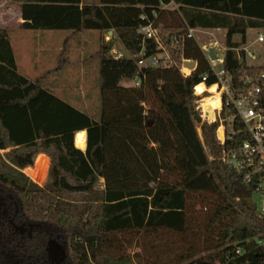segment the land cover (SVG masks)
<instances>
[{"label":"trees","instance_id":"1","mask_svg":"<svg viewBox=\"0 0 264 264\" xmlns=\"http://www.w3.org/2000/svg\"><path fill=\"white\" fill-rule=\"evenodd\" d=\"M252 1L13 0L26 29L113 31L129 56L101 46L94 121L44 89L41 78L21 76L0 29V264H264V219L221 162L222 151L238 148L248 133L229 120L234 111L225 102L214 121L202 120L194 87L199 95L204 75L206 87L217 79L189 36L190 29L227 30L222 67L234 84L264 73L239 59L240 44L232 43L234 34L244 37L241 17L252 15ZM149 23L167 58L139 68L141 51L159 52L138 33ZM183 61L196 62L186 77ZM261 101L264 108V85ZM221 125L238 131L224 145L216 138ZM80 131L84 152L74 146ZM37 154L50 163L45 187L22 173Z\"/></svg>","mask_w":264,"mask_h":264},{"label":"crops","instance_id":"2","mask_svg":"<svg viewBox=\"0 0 264 264\" xmlns=\"http://www.w3.org/2000/svg\"><path fill=\"white\" fill-rule=\"evenodd\" d=\"M253 1L247 9L252 15L241 17L247 25L244 37L241 34H234L232 36V43L240 44L235 49L239 59L244 58L248 66L264 68V0H260L261 3L257 0L255 4ZM15 5H17L15 6L17 11H14L15 16L13 20L6 19L7 13H11L10 9L0 11V29L7 31L8 40L10 34L13 33L17 45L21 46L25 51L27 49L30 50L23 60L21 69L24 71V75H21L18 71L11 42L9 41L15 58L17 72L30 81L41 78V85L44 89L74 109L87 114L94 121H97L98 118L96 116L92 117L89 113L78 107L80 94L77 93V89L81 88L83 81L81 71L86 54L97 57V61L93 67L88 69L89 71L98 69L97 54L102 45L110 46L109 54L111 56L117 54L118 57L115 58L129 56L122 46L117 48L115 45H110L115 39L113 31L105 33L97 31L99 33L97 35L93 31H82L73 34L71 31H67L68 33L64 32L66 30L26 29L23 27L24 20L21 17L20 4L15 3ZM13 27H16V29ZM193 30V38L202 51L207 50L209 52V50H213L215 60H209L210 66L214 68L222 67L227 50V30L225 28H197ZM259 36H262L263 41L258 40ZM245 51L252 52L255 59L248 58ZM216 116V113L213 114V118L209 117L207 121H213ZM83 137L86 147L85 131L75 133L74 146L84 152ZM36 156L40 157L35 168L31 170L36 175H31V178L38 183L44 179L50 163L45 154L35 155L34 163Z\"/></svg>","mask_w":264,"mask_h":264},{"label":"built area","instance_id":"3","mask_svg":"<svg viewBox=\"0 0 264 264\" xmlns=\"http://www.w3.org/2000/svg\"><path fill=\"white\" fill-rule=\"evenodd\" d=\"M193 32L194 30L190 29L189 36L193 37ZM138 33L143 39L153 40L159 50L158 54L150 57H143V51H141L139 54L140 59L137 63L138 67H158L159 60L167 58V53L161 43L158 29L154 27L153 23H149L146 26L140 27ZM174 39L172 40L174 41ZM258 40L263 41L262 36H259ZM207 53L208 51L206 50V54H204L209 60ZM245 53L248 58L255 59L252 52L245 51ZM183 62L180 63L179 68L182 76L186 77L193 70L184 66ZM211 69L217 82L210 87H206L205 82L207 76L204 75L202 77V84L205 86V91L198 95L194 87V94L198 98L195 102L196 110L200 113L202 120L207 121L209 119V111L204 110L202 101L205 97H215L216 95L220 107L212 113H216L218 116L225 102V105L234 111V114L229 117V120L238 119L244 125L249 139L243 141L235 150L222 151L221 162L239 175L240 182L238 188L241 194H244V192L249 193V199L252 206H255L258 217L264 219V108L261 101L264 73L255 75L244 74L239 79L238 83L234 84L232 77L228 76L223 67H211ZM133 84L138 85L139 81L136 80ZM211 87L215 88L214 94L209 93ZM220 128L222 129V136H219L218 133ZM218 130L216 138L220 145H224L227 139V133L233 135L238 134V131H234L230 126L226 127L225 125H221ZM198 132L200 135L201 131L198 130ZM201 135L200 138L204 143V139ZM22 173L29 177V175L25 173V169L22 170ZM241 198L244 200L242 196ZM235 252L239 254L241 250L237 248Z\"/></svg>","mask_w":264,"mask_h":264},{"label":"rangeland","instance_id":"4","mask_svg":"<svg viewBox=\"0 0 264 264\" xmlns=\"http://www.w3.org/2000/svg\"><path fill=\"white\" fill-rule=\"evenodd\" d=\"M87 3L91 4H96L97 0H85ZM15 3L13 0H0V11H6L7 9L11 10V13H7L6 19H11L13 20L14 18V11H17ZM5 18V17H4ZM16 29V27H13ZM68 33L67 31H64ZM95 34H99L97 31H93ZM9 41L11 42L14 55L16 58V63L18 66V71L21 75H24V71L21 69L23 60L26 57V54L28 55L30 50L27 49V51L23 50L21 46L17 45L16 40L13 37V33L10 34L9 36ZM110 45H115L117 48L121 46V44L114 39ZM25 52V53H24ZM206 54V50L204 51ZM208 54V53H207ZM113 57H118L117 54H114ZM210 60V59H209ZM97 61L96 56H92L90 54L85 55V62L82 64V77L83 81L81 84V88L78 90L77 93L79 95V101H78V107L81 108L83 111H86L91 115L92 117L96 116V118L99 119L100 116V92H99V73L98 69L97 70H88L90 67L94 66V63ZM216 68V67H215ZM133 83L130 82H123L122 85L129 86L132 85ZM208 96V95H206ZM38 155V154H37ZM40 156H36L35 158V163L33 162L32 167H27L25 168V173L30 175L28 178L31 180L34 184L38 185L39 187H45L46 184L49 182V171L50 167L47 170V172L44 175V179L40 182H35L32 178L31 175H36L32 169L35 168L36 163L38 162L37 159ZM34 160V159H33ZM47 161V160H46ZM40 168V167H39ZM41 169V168H40ZM43 170V169H42ZM26 176V175H25ZM27 177V176H26Z\"/></svg>","mask_w":264,"mask_h":264},{"label":"bare ground","instance_id":"5","mask_svg":"<svg viewBox=\"0 0 264 264\" xmlns=\"http://www.w3.org/2000/svg\"><path fill=\"white\" fill-rule=\"evenodd\" d=\"M197 87V86H196ZM196 87H195V92H196ZM205 91V90H204ZM203 91V92H204ZM214 92H215V88L214 87H211L210 89H209V93L210 94H214ZM205 98H208L207 100H205ZM204 98V100L205 101H208L207 103H206V105L203 107L204 108V110L206 111V110H208L209 111V117L212 119L213 118V111L214 110H217L219 107H220V105H219V101H218V98H217V96L215 95V97H205ZM202 101V102H205V101ZM218 133H219V136H222V129L220 128L219 130H218ZM85 137V136H84ZM84 137H83V148L85 147V143H84Z\"/></svg>","mask_w":264,"mask_h":264},{"label":"water","instance_id":"6","mask_svg":"<svg viewBox=\"0 0 264 264\" xmlns=\"http://www.w3.org/2000/svg\"><path fill=\"white\" fill-rule=\"evenodd\" d=\"M208 57L210 60H215L213 50H209ZM183 65L192 69V70H195V68H196V62H194V61H184ZM240 196H242L244 198V200L246 201V203L249 207H252L251 201L249 199V193L244 192V194H241Z\"/></svg>","mask_w":264,"mask_h":264},{"label":"flooded vegetation","instance_id":"7","mask_svg":"<svg viewBox=\"0 0 264 264\" xmlns=\"http://www.w3.org/2000/svg\"><path fill=\"white\" fill-rule=\"evenodd\" d=\"M17 230H19V231H22L21 229H19V228H16Z\"/></svg>","mask_w":264,"mask_h":264}]
</instances>
